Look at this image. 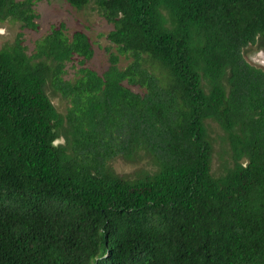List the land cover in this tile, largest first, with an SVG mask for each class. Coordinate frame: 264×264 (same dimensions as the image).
I'll return each mask as SVG.
<instances>
[{"label":"trees","instance_id":"trees-1","mask_svg":"<svg viewBox=\"0 0 264 264\" xmlns=\"http://www.w3.org/2000/svg\"><path fill=\"white\" fill-rule=\"evenodd\" d=\"M65 1L94 6L117 54L91 70L63 24L0 49V264H264V70L245 59L264 0ZM34 4L0 0V21L36 30Z\"/></svg>","mask_w":264,"mask_h":264},{"label":"rangeland","instance_id":"rangeland-1","mask_svg":"<svg viewBox=\"0 0 264 264\" xmlns=\"http://www.w3.org/2000/svg\"><path fill=\"white\" fill-rule=\"evenodd\" d=\"M34 10L38 15L36 20L38 28L23 29L16 21H0V49L5 45H11L18 34L22 35L23 45L28 55L34 53L35 42L46 35L52 26L63 24L66 32L70 35L74 31L85 33L94 50L91 60L86 62V66L91 70L101 74L109 65L110 53L117 54L115 47L108 41L107 33L112 29L100 13L95 10L93 5L87 6L81 10L70 6L65 0H35ZM245 59L252 65L263 68L264 70V50L257 46H250L245 51ZM130 59L125 56L119 57V67L124 68L128 65ZM75 63L66 65V74L64 79L73 81L76 78L78 66ZM134 92H142L137 87H130ZM52 103L59 113L65 114L69 103L62 99L59 94L53 92L50 86L46 87ZM208 130L213 140L215 148L214 164L215 171L219 168V151L222 148V131L212 121L208 122ZM62 138V137H61ZM63 141L62 140H59ZM114 170L121 175H133L138 165L129 163L121 159L112 162Z\"/></svg>","mask_w":264,"mask_h":264}]
</instances>
